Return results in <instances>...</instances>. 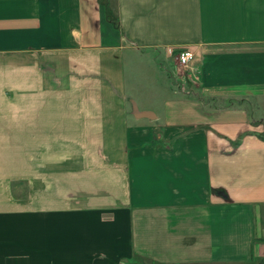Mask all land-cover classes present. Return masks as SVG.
Listing matches in <instances>:
<instances>
[{
	"label": "crops",
	"instance_id": "obj_1",
	"mask_svg": "<svg viewBox=\"0 0 264 264\" xmlns=\"http://www.w3.org/2000/svg\"><path fill=\"white\" fill-rule=\"evenodd\" d=\"M142 260L264 264V0H0V264Z\"/></svg>",
	"mask_w": 264,
	"mask_h": 264
},
{
	"label": "rangeland",
	"instance_id": "obj_2",
	"mask_svg": "<svg viewBox=\"0 0 264 264\" xmlns=\"http://www.w3.org/2000/svg\"><path fill=\"white\" fill-rule=\"evenodd\" d=\"M165 54L157 52L155 49H149V52H144L140 56L135 59H127L126 64V73H127V82L129 91H141L144 97H128V106L132 111L133 100H135L140 108L149 107L155 113H164L165 111V101L167 98H178V97H152V93H154L158 89L163 88V81H167L170 84L172 83V71L174 70V65L172 63L166 64L164 61ZM162 64H164L163 67ZM135 83V84H134ZM134 84V85H133ZM133 86V87H132ZM177 89V88H175ZM178 91V90H177ZM184 99V98H179ZM233 101V100H232ZM228 103L227 101H225ZM230 103V102H229ZM219 105L225 103H218ZM242 107L245 110H249L250 113L252 111H257L260 115V112L263 111L262 105L263 103L254 102L253 105L249 103L241 102ZM232 105H239L238 102L233 103ZM225 106V105H224ZM146 119V118H145ZM141 262V264H154L149 261Z\"/></svg>",
	"mask_w": 264,
	"mask_h": 264
},
{
	"label": "built area",
	"instance_id": "obj_3",
	"mask_svg": "<svg viewBox=\"0 0 264 264\" xmlns=\"http://www.w3.org/2000/svg\"><path fill=\"white\" fill-rule=\"evenodd\" d=\"M169 52L175 54L177 61L179 62V66L182 69H187L192 65L193 61L195 60V51L191 49H183V50H178L177 48H172L169 47L168 49ZM183 91L185 92H190V89L187 88V86H183Z\"/></svg>",
	"mask_w": 264,
	"mask_h": 264
},
{
	"label": "water",
	"instance_id": "obj_4",
	"mask_svg": "<svg viewBox=\"0 0 264 264\" xmlns=\"http://www.w3.org/2000/svg\"><path fill=\"white\" fill-rule=\"evenodd\" d=\"M133 106H132V112L136 117H150V118H155L156 117V113L151 110V109H141L138 105V103L133 100Z\"/></svg>",
	"mask_w": 264,
	"mask_h": 264
},
{
	"label": "trees",
	"instance_id": "obj_5",
	"mask_svg": "<svg viewBox=\"0 0 264 264\" xmlns=\"http://www.w3.org/2000/svg\"><path fill=\"white\" fill-rule=\"evenodd\" d=\"M111 19L115 21V15L112 13L111 14ZM184 48H179L178 50H183ZM197 57V55H195V58ZM194 58V59H195ZM196 60V59H195Z\"/></svg>",
	"mask_w": 264,
	"mask_h": 264
}]
</instances>
